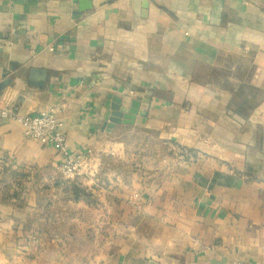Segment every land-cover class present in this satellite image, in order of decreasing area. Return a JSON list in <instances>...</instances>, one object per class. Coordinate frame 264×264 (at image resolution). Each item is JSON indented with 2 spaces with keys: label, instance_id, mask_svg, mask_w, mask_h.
<instances>
[{
  "label": "crops",
  "instance_id": "crops-1",
  "mask_svg": "<svg viewBox=\"0 0 264 264\" xmlns=\"http://www.w3.org/2000/svg\"><path fill=\"white\" fill-rule=\"evenodd\" d=\"M91 4L0 0V107L86 157L0 117V264H264V0Z\"/></svg>",
  "mask_w": 264,
  "mask_h": 264
},
{
  "label": "built area",
  "instance_id": "built-area-1",
  "mask_svg": "<svg viewBox=\"0 0 264 264\" xmlns=\"http://www.w3.org/2000/svg\"><path fill=\"white\" fill-rule=\"evenodd\" d=\"M50 51L54 47L49 48ZM0 117L16 122L23 128L26 138L43 145H52L61 155L57 168L67 180H74L81 175L86 162L82 152L71 151L63 128L64 123L57 117V108L49 107L39 113H21L16 104L0 107Z\"/></svg>",
  "mask_w": 264,
  "mask_h": 264
},
{
  "label": "water",
  "instance_id": "water-1",
  "mask_svg": "<svg viewBox=\"0 0 264 264\" xmlns=\"http://www.w3.org/2000/svg\"><path fill=\"white\" fill-rule=\"evenodd\" d=\"M91 0H80L79 13L91 8ZM10 83L9 79L0 84V91H2ZM112 103L108 105V113L106 115L105 127H114L117 123L133 124L139 112L140 102L132 101L131 107L127 112L122 110L123 99L110 95Z\"/></svg>",
  "mask_w": 264,
  "mask_h": 264
},
{
  "label": "rangeland",
  "instance_id": "rangeland-1",
  "mask_svg": "<svg viewBox=\"0 0 264 264\" xmlns=\"http://www.w3.org/2000/svg\"><path fill=\"white\" fill-rule=\"evenodd\" d=\"M87 250V248L85 247V251Z\"/></svg>",
  "mask_w": 264,
  "mask_h": 264
}]
</instances>
